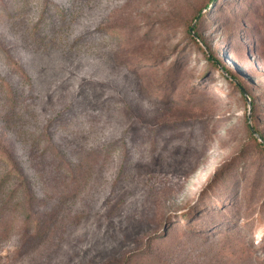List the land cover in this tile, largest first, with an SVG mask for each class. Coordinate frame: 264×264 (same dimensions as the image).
Here are the masks:
<instances>
[{
	"label": "rangeland",
	"instance_id": "374dc122",
	"mask_svg": "<svg viewBox=\"0 0 264 264\" xmlns=\"http://www.w3.org/2000/svg\"><path fill=\"white\" fill-rule=\"evenodd\" d=\"M0 264H264V0H0Z\"/></svg>",
	"mask_w": 264,
	"mask_h": 264
},
{
	"label": "trees",
	"instance_id": "16d2710c",
	"mask_svg": "<svg viewBox=\"0 0 264 264\" xmlns=\"http://www.w3.org/2000/svg\"><path fill=\"white\" fill-rule=\"evenodd\" d=\"M201 18H202V16H201ZM211 60H213L212 62H213V64L214 65H216V66H219V67H221L220 65H219V61L217 60H215L214 61V59H211ZM222 69H225L226 70V68H227V71L229 72V73H225V77L226 78H228V79H233V78H236V76H237V74L236 73H233L230 69H229V67H227V65H225L224 67H221ZM230 70V71H229ZM190 233H191V231H189Z\"/></svg>",
	"mask_w": 264,
	"mask_h": 264
}]
</instances>
